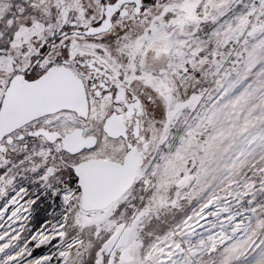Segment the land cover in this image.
<instances>
[{
  "label": "snow or ice",
  "instance_id": "snow-or-ice-1",
  "mask_svg": "<svg viewBox=\"0 0 264 264\" xmlns=\"http://www.w3.org/2000/svg\"><path fill=\"white\" fill-rule=\"evenodd\" d=\"M0 264H264V0H0Z\"/></svg>",
  "mask_w": 264,
  "mask_h": 264
}]
</instances>
